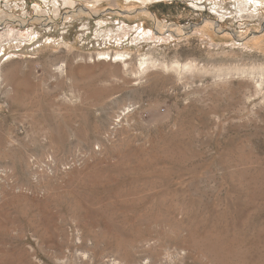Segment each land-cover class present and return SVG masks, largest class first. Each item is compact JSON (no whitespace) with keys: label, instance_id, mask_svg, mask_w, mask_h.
Wrapping results in <instances>:
<instances>
[{"label":"rangeland","instance_id":"1","mask_svg":"<svg viewBox=\"0 0 264 264\" xmlns=\"http://www.w3.org/2000/svg\"><path fill=\"white\" fill-rule=\"evenodd\" d=\"M0 264H264V0H0Z\"/></svg>","mask_w":264,"mask_h":264},{"label":"bare ground","instance_id":"2","mask_svg":"<svg viewBox=\"0 0 264 264\" xmlns=\"http://www.w3.org/2000/svg\"><path fill=\"white\" fill-rule=\"evenodd\" d=\"M96 1H99V0H96ZM124 55L123 54H121V53H119V54H113V55H111V54H109V53H101V54H99V57H98V61H109V62H111V63H113V64H117V63H119L120 61H122L121 60V58L123 57ZM142 64L144 65V64H147V68H150L149 67V65L150 64H153V62L151 63H149V61L148 60H145V61H143L142 62ZM154 65V64H153ZM187 67V66H186ZM185 67V68H186ZM59 70V69H58ZM65 70H66V68H65ZM64 70V68H61V72H66ZM60 72V71H59ZM60 72V73H61ZM253 73H254V71H252ZM143 73V72H142ZM66 74V73H65ZM66 76V75H65Z\"/></svg>","mask_w":264,"mask_h":264}]
</instances>
